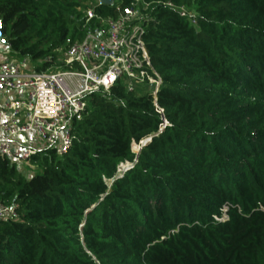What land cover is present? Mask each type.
Here are the masks:
<instances>
[{
	"label": "trees",
	"instance_id": "trees-1",
	"mask_svg": "<svg viewBox=\"0 0 264 264\" xmlns=\"http://www.w3.org/2000/svg\"><path fill=\"white\" fill-rule=\"evenodd\" d=\"M134 3L0 0L1 32L42 71ZM138 10L156 98L122 80L90 93L69 151L36 150L29 177L0 152V201L16 206L0 264H264V0Z\"/></svg>",
	"mask_w": 264,
	"mask_h": 264
},
{
	"label": "built area",
	"instance_id": "built-area-1",
	"mask_svg": "<svg viewBox=\"0 0 264 264\" xmlns=\"http://www.w3.org/2000/svg\"><path fill=\"white\" fill-rule=\"evenodd\" d=\"M125 9L116 19H102L87 36L72 44L64 54L63 64L46 70L30 69L26 59L20 63L5 59L0 62V152L19 167L39 149L22 144L19 136L34 133L43 148L66 154L72 145L73 122L80 119L88 105V95L109 90L122 80L130 91L137 85H150L156 95L162 77L153 66L144 40V26L139 18L138 3ZM100 3V1H99ZM189 15L192 23L196 20ZM87 21L96 16L87 10ZM143 141L140 142V146ZM16 217V206L0 201V220Z\"/></svg>",
	"mask_w": 264,
	"mask_h": 264
},
{
	"label": "rangeland",
	"instance_id": "rangeland-1",
	"mask_svg": "<svg viewBox=\"0 0 264 264\" xmlns=\"http://www.w3.org/2000/svg\"><path fill=\"white\" fill-rule=\"evenodd\" d=\"M63 55L65 54L64 50L61 52ZM0 56H3L5 58H8L9 60H15L16 62L20 63L22 61V58H19L17 57L6 45L2 44L0 42ZM27 64H28V67L30 69H34V66L36 65L34 62H31L30 60H27ZM27 137V136H26ZM24 145L32 148L33 150H36L37 149V145L33 146V145H29L28 143ZM142 145L140 146V144H134V151L138 152L140 151ZM21 165V171L24 173V175H26L27 177L31 176L33 173H35L36 171V168L34 165H32L29 161H26V162H23ZM126 169V166H123L121 169H120V173H124Z\"/></svg>",
	"mask_w": 264,
	"mask_h": 264
},
{
	"label": "crops",
	"instance_id": "crops-1",
	"mask_svg": "<svg viewBox=\"0 0 264 264\" xmlns=\"http://www.w3.org/2000/svg\"><path fill=\"white\" fill-rule=\"evenodd\" d=\"M1 42V41H0ZM2 43V42H1ZM2 44H4V43H2ZM5 45V44H4ZM5 59H8V58H5V57H3V56H0V62H2L3 60H5ZM14 96V94L13 93H7V94H5V95H1L0 94V105H1V103H2V100H3V98L4 97H13ZM0 117L2 118L3 117V114H1L0 113ZM27 136V137H26ZM18 140L22 143V144H29V145H37L38 147H37V149H40V148H42V146H41V142L38 140V138H37V135L36 134H34V133H31V134H28V135H23V136H19L18 137Z\"/></svg>",
	"mask_w": 264,
	"mask_h": 264
},
{
	"label": "water",
	"instance_id": "water-1",
	"mask_svg": "<svg viewBox=\"0 0 264 264\" xmlns=\"http://www.w3.org/2000/svg\"><path fill=\"white\" fill-rule=\"evenodd\" d=\"M99 1L101 4H107V5H112L115 2V0H99ZM0 41L5 44V39H4L3 34L1 32V21H0ZM148 140H151V137L146 139L145 141H143V144Z\"/></svg>",
	"mask_w": 264,
	"mask_h": 264
}]
</instances>
